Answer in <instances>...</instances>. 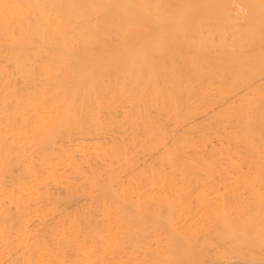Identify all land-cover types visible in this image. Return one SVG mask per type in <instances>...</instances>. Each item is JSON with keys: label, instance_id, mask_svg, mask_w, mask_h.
I'll return each instance as SVG.
<instances>
[{"label": "bare ground", "instance_id": "1", "mask_svg": "<svg viewBox=\"0 0 264 264\" xmlns=\"http://www.w3.org/2000/svg\"><path fill=\"white\" fill-rule=\"evenodd\" d=\"M0 264H264V0H0Z\"/></svg>", "mask_w": 264, "mask_h": 264}]
</instances>
